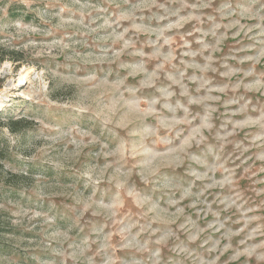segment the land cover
<instances>
[{
	"label": "clouds",
	"instance_id": "clouds-1",
	"mask_svg": "<svg viewBox=\"0 0 264 264\" xmlns=\"http://www.w3.org/2000/svg\"><path fill=\"white\" fill-rule=\"evenodd\" d=\"M28 8L0 91L28 102L40 203L11 224L40 238L0 264H264V0Z\"/></svg>",
	"mask_w": 264,
	"mask_h": 264
},
{
	"label": "rangeland",
	"instance_id": "rangeland-1",
	"mask_svg": "<svg viewBox=\"0 0 264 264\" xmlns=\"http://www.w3.org/2000/svg\"><path fill=\"white\" fill-rule=\"evenodd\" d=\"M33 9L39 7L43 8V4L31 5ZM33 19V13L29 11L28 0H0V41L10 38L9 34L14 32L11 25L23 20L25 22ZM6 51L0 49V52ZM13 67L9 69L13 75L11 78L15 79L17 73H23L24 67L20 68L15 65V55L12 57ZM17 83L22 82L20 77ZM10 77L4 74V69L0 67V89H3L5 82ZM24 78V76H23ZM24 80V79H23ZM17 88H12L8 92L0 91V205L5 206L0 208V255L8 252L7 238H26L39 239V229L33 231H24L20 228L13 227L11 220L18 217H13L12 213H20L25 209L39 208L40 203L33 198L29 200L27 197L20 195L23 187L30 183L27 175L24 174V169L30 168L26 162L18 157L27 155L29 147L33 142L32 126L28 121L29 113L25 111L28 102L21 96L16 95ZM19 118L24 117L28 122L25 128L18 133L11 132L6 126L5 122L8 117ZM264 175V173H262ZM38 210V209H37ZM211 219V217H209ZM228 255V253H226ZM244 256L241 255L239 260L234 264H239ZM251 264H261L253 254Z\"/></svg>",
	"mask_w": 264,
	"mask_h": 264
},
{
	"label": "trees",
	"instance_id": "trees-1",
	"mask_svg": "<svg viewBox=\"0 0 264 264\" xmlns=\"http://www.w3.org/2000/svg\"><path fill=\"white\" fill-rule=\"evenodd\" d=\"M3 59V56H0V60ZM23 122H28L24 117H19V118H13V117H8L5 122V126L11 131V132H16L18 133L21 129L25 128L27 126L26 124H21Z\"/></svg>",
	"mask_w": 264,
	"mask_h": 264
},
{
	"label": "bare ground",
	"instance_id": "bare-ground-1",
	"mask_svg": "<svg viewBox=\"0 0 264 264\" xmlns=\"http://www.w3.org/2000/svg\"><path fill=\"white\" fill-rule=\"evenodd\" d=\"M23 79H24L23 76H21V77H20V80L23 81Z\"/></svg>",
	"mask_w": 264,
	"mask_h": 264
}]
</instances>
